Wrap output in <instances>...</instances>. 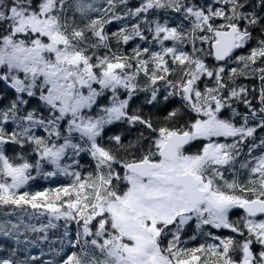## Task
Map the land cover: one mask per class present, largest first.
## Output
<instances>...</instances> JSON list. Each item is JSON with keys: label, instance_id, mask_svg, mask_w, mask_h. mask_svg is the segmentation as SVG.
Segmentation results:
<instances>
[{"label": "snow or ice", "instance_id": "6c2138e0", "mask_svg": "<svg viewBox=\"0 0 264 264\" xmlns=\"http://www.w3.org/2000/svg\"><path fill=\"white\" fill-rule=\"evenodd\" d=\"M0 264H264V0H0Z\"/></svg>", "mask_w": 264, "mask_h": 264}, {"label": "trees", "instance_id": "16d2710c", "mask_svg": "<svg viewBox=\"0 0 264 264\" xmlns=\"http://www.w3.org/2000/svg\"><path fill=\"white\" fill-rule=\"evenodd\" d=\"M133 2H134V0H133Z\"/></svg>", "mask_w": 264, "mask_h": 264}]
</instances>
